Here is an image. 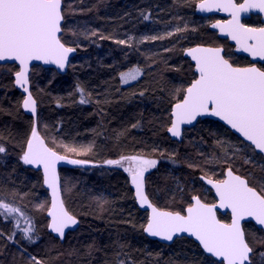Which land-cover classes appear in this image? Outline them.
<instances>
[{
	"label": "trees",
	"instance_id": "trees-1",
	"mask_svg": "<svg viewBox=\"0 0 264 264\" xmlns=\"http://www.w3.org/2000/svg\"><path fill=\"white\" fill-rule=\"evenodd\" d=\"M198 1L64 0L61 37L78 53L66 74L41 65H34L31 72V84L33 76H39L34 85L41 92L33 94L38 102V126L41 125L48 145L63 155L66 154L53 141L59 147L62 144L76 148L91 146L87 153L67 155L89 161L91 165L60 170L62 191L71 189L67 199L63 192L65 204L79 220L78 229L69 232L64 240L50 231V236L40 238L42 233L47 234V215L36 206L48 197L47 189L42 172L20 160L34 120L25 113L23 94L14 86L13 71L17 65H0V145L6 148L0 153V199L20 207L34 225L29 241L15 227L17 218L21 221L20 228L27 226L22 217L0 216V232L4 234L0 236V264H34L29 256L43 264H120L121 260L125 264H210V261L219 264L189 237H180L171 245L147 237L141 227L147 223V212L136 203L129 173L105 163L121 156L146 153L159 157L160 164L170 148L175 156L172 159L177 157L184 167L178 169L176 164L168 163L166 170L154 175L158 177L153 178L150 191L164 204L171 199L170 192L176 190L172 196L189 197L174 187L177 182L191 188L192 178L198 180L207 168L244 164V154L236 153L230 145L248 144L219 123L216 129L207 122L197 125L193 136L198 145L193 140L183 144L167 133L171 107L183 96L176 89L186 88L194 75L193 64L184 58L185 49L198 43L227 41L218 38L207 17L195 13ZM259 21V16L247 20L254 24ZM169 24L174 29L171 36L164 32ZM177 28L186 31L176 32ZM149 36L165 38L144 39ZM118 40L128 43L118 44ZM134 68L141 69V74L136 81L125 84L120 74ZM81 99L87 102L80 103ZM214 137V144L208 143ZM218 140L225 142L223 148L217 144ZM255 157L257 165H260L258 160L264 164V157L259 154ZM255 175H261L258 167ZM220 218L228 222L230 215ZM245 229L254 238H264V231L254 223H246ZM13 232L15 237L9 240L7 237ZM260 251H264V245L256 246V252ZM259 259L256 256L253 264H258Z\"/></svg>",
	"mask_w": 264,
	"mask_h": 264
},
{
	"label": "snow or ice",
	"instance_id": "snow-or-ice-1",
	"mask_svg": "<svg viewBox=\"0 0 264 264\" xmlns=\"http://www.w3.org/2000/svg\"><path fill=\"white\" fill-rule=\"evenodd\" d=\"M198 7L202 12H212L215 9L229 13L231 19L216 21L211 27L229 36L240 51L264 61V24L250 26L241 22L242 14L253 10L264 13V0H200ZM64 19L63 0H0V61L19 62L21 70L15 73V83L28 93L22 106L32 113L37 110V102L26 87L30 62L43 61L63 69L68 62L69 53L75 51L62 42ZM181 31L186 29H176V32ZM167 35L171 36L173 33L169 32ZM164 38L149 36L144 39ZM116 43L127 44L128 41L118 40ZM223 53L224 50L220 47L197 46L186 49V54L196 62L198 76L188 87L176 89L177 93L183 92V96L173 105L171 115L174 119L168 131L179 137L182 124H192L201 116L218 117L245 141L250 142L244 149L235 145L232 147L236 153L244 152V164H251L253 168L261 170L259 177L254 172L244 176L237 175L229 165L224 179H207V183L216 190L218 204L205 203L200 196L194 195L182 211H170L157 207L145 192V173L157 166V160L130 155L110 159L105 163L121 166L130 174L139 204L151 209L147 224L141 226L150 236L173 241L174 238L179 239L182 234H187L198 241L210 257L219 258V264H253L256 256L260 258L258 264H264V251L256 252L257 245H264V238L257 239L251 233L246 234L242 226V221L250 218L264 231V164L257 165L253 159L256 154L264 157V67H258L255 63L246 67L235 66ZM140 74L141 69L134 68L120 75L127 83L137 79ZM85 102L87 101L84 99L80 101ZM217 144L223 148L225 142L218 140ZM61 147L65 152L72 153L91 150V146L78 149L62 144ZM223 150L227 155V148ZM5 151L6 148L0 145V153ZM20 160L25 165L42 168L43 183L52 192L51 207L47 209V215L51 218L49 227L63 238L65 229L78 224V220L65 208L56 166L60 161L73 165L85 164L87 161L61 155L45 143L35 127L25 143ZM125 162L127 167H124ZM189 167L195 165L189 164ZM36 207L41 211L45 210L44 204ZM218 208L230 210V222L217 217ZM13 214L23 218L27 226L20 228L21 221L17 218L15 227L24 233L26 239L32 241V218L20 207L0 199V216L12 217ZM2 235L4 234L0 232V236ZM14 237L13 232L7 238L13 240ZM31 260L34 264H43L35 257ZM120 264L125 262L121 260ZM210 264H216V261H210Z\"/></svg>",
	"mask_w": 264,
	"mask_h": 264
},
{
	"label": "water",
	"instance_id": "water-1",
	"mask_svg": "<svg viewBox=\"0 0 264 264\" xmlns=\"http://www.w3.org/2000/svg\"><path fill=\"white\" fill-rule=\"evenodd\" d=\"M199 2L200 1H198L197 3H196V14H198V15H200V16H204V17H209L210 15H223V16H226V17H228V19H220V20H216V21H227V20H229V19H231V16H230V14L229 13H227V12H224V11H219V10H213L212 12H202V11H200L199 10V7H198V5H199ZM239 2V1H238ZM63 8H64V0H63ZM255 15H260L261 16V21L264 23V13H259L258 11H256V10H253V12H251V13H248V14H242L241 15V22L243 23V21H244V19H248V18H251L252 16H255ZM64 21H65V19H64ZM64 21L62 22V28H63V23H64ZM216 21H213L210 25H209V27L213 30V31H216L217 32V34H218V36H219V38H226V39H228L229 41H230V43L233 45H235V49H236V51L238 52V53H240V54H243V55H248V56H250L248 53H245V52H242V51H240L239 50V46L236 44V42L235 41H233L229 36H227V35H225L224 33H221L220 32V30L219 29H216V28H212L211 27V25L213 24V23H215ZM63 33V32H62ZM62 33H61V35H62ZM62 42H63V40H62ZM64 43V42H63ZM65 46L66 47H70V48H74L75 49V51L74 52H71V53H69V55H68V62H67V64H66V66L63 68V69H61V68H59L56 64H52V63H49V64H45L43 61H31L30 62V64H29V68H28V77H29V80H28V84L26 85V87L28 88V92H30L31 94H32V96H33V99H35L36 100V102H37V99L35 98V96H34V94H33V92H32V84H31V72H32V69H33V66L34 65H41V66H43L44 68H53V69H55L58 73H60V74H66L68 71H69V66H70V63H71V60H72V58L78 53V50L75 48V47H72V46H68L67 44H65ZM197 46H201V47H212V48H216V47H220V48H223V50H224V53L223 54H225V58H227L226 57V50H225V48H224V46H214V45H207V44H203V43H198V45H193V46H189V47H187V49L188 48H192V47H197ZM185 53H184V55H185V57L186 58H188L189 60H190V62L191 63H193L194 64V72L196 73V74H198L197 72H196V70H195V65H196V62L194 61V60H192V58L190 57V56H188L187 54H186V49H185V51H184ZM251 57V56H250ZM251 60H253L254 62H258V61H260L259 60V58H253V57H251ZM232 62V61H231ZM262 62H264V61H262ZM233 63V62H232ZM5 64H16L18 67H19V69L16 71V72H18V71H20L21 70V66L19 65V62L18 61H0V65H5ZM234 65L235 66H239V67H246V65L245 66H240V65H236L235 63H234ZM258 67H260L259 65H258V63L256 64ZM247 66H249V65H247ZM15 72V73H16ZM15 73H14V86L23 94V96H24V99H26L27 98V95H28V93H26L25 91H24V89L20 86V85H17L16 83H15V80H16V77H15ZM190 85V84H189ZM188 85V86H189ZM23 99V100H24ZM178 102V101H177ZM23 104V103H22ZM174 105V104H173ZM36 112L35 113H32L31 111H29V110H27V109H24V111H25V113H27L28 115H30V116H32L33 117V120H34V127H35V129H36V131L39 133V135L44 139V141H45V143L47 144V142H46V139L43 137V135L39 132V130H38V102L36 103ZM171 110H173V106H172V109ZM205 118H209V119H214V120H218V121H220L221 123H223L224 125H226L231 131H233L236 135H238L244 142H246V143H250V142H247V141H245L244 140V138L239 134V133H237L234 129H231L230 128V126H228L224 121H221L218 117H212V116H201V117H197V119H196V121H193V123L192 124H182L181 125V135L179 136V137H176V136H173L168 130H167V133L171 136V138L173 139V140H176V141H182L183 140V136H184V132H185V130L187 129V128H190V127H192V126H195L196 124H198V122H199V120H201V119H205ZM173 119H174V117H172V121H173ZM171 121V122H172ZM171 127V126H170ZM169 127V128H170ZM168 128V129H169ZM48 145V144H47ZM49 146V145H48ZM50 147V146H49ZM257 152H258V150H257ZM61 155H63V154H61ZM68 158L69 159H77V158H74V157H70V156H68ZM79 160H81V159H79ZM87 165H90V162H87V163H85V164H80V165H73V164H70V163H68L67 161H60L58 164H57V166H56V168H57V172H58V174H59V176H60V182H61V198L64 200V198H63V191H62V178H61V173H60V170H61V168L62 167H68V168H72V167H78V166H87ZM30 167H32L33 169H36V170H40L41 172H42V175H43V170H42V168H37L36 166H34V165H29ZM235 172V171H234ZM237 174V173H236ZM237 175H240V174H237ZM200 178L203 180V182H205V184L209 187V188H211L212 190H214V192H215V194H216V190H215V188L211 185V184H208L207 183V179H208V177L207 176H205V175H202V176H200ZM129 180H130V182H131V179H130V176H129ZM215 181V180H214ZM44 184V183H43ZM44 187L48 190V192H49V195H50V197H51V200H52V192H51V189L50 188H48L47 187V185H45L44 184ZM133 189H134V193H135V188H134V185H133ZM145 192L147 193V189H146V184H145ZM148 194V193H147ZM217 195V194H216ZM148 196H149V194H148ZM195 196H199V195H195ZM217 198H218V196H217ZM135 199H136V203H137V205H139L140 207H141V209H143L144 211H146L147 212V216H148V218H149V216H150V214H151V209L150 208H148L147 206H141L140 204H139V202H138V198H136L135 197ZM149 199H150V201L152 202V200H151V198H150V196H149ZM203 201V200H202ZM204 202V201H203ZM153 203V202H152ZM205 203H208V202H205ZM219 203V198H218V200H217V202H216V204H218ZM209 204H211V203H209ZM64 205H65V208L68 210V208H67V206H66V204H65V201H64ZM156 205V204H155ZM157 206V205H156ZM50 207H51V205H50ZM157 207H159V206H157ZM161 208V207H160ZM166 210H168V209H166ZM69 211V210H68ZM170 211H173V210H170ZM219 212L220 213H223V214H227L228 212L231 214V212H230V210H228V209H217V217L219 218V219H221L220 218V215H219ZM69 213L70 214H72L70 211H69ZM73 215V214H72ZM48 216V215H47ZM75 216V215H74ZM76 217V216H75ZM48 218L50 219V222H49V225H50V223H51V218L48 216ZM77 218V217H76ZM78 220V219H77ZM231 220V219H230ZM223 221V220H222ZM225 222V221H224ZM230 222V221H229ZM246 223H254L258 228H260L261 229V227L260 226H258L254 221H252L250 218L249 219H247V220H245V221H242V226L244 227V229H245V224ZM147 224V223H146ZM78 227H79V220H78V224H76L75 226H71V227H69V228H67V229H65V234H64V236H63V238H61L60 236H59V234H57V233H55V232H53L52 230H51V228L48 226V229H49V231L55 236V237H57V238H60L61 240H64V238H65V236L69 233V232H72V231H75V230H77L78 229ZM245 232H246V229H245ZM145 235L147 236V237H149L150 239H153V240H156V241H158V242H162V243H165V244H172L176 239L174 238V240L173 241H165V240H163V239H161V238H159V237H152V236H150L149 234H147L146 232H145ZM183 236H186V237H189V238H191V239H193L194 241H195V239L193 238V237H190V236H188L187 234H182L181 235V237H183ZM198 242V241H197ZM199 243V242H198ZM200 245V244H199ZM201 247V246H200ZM202 248V247H201ZM204 251V250H203ZM207 254V253H206ZM208 255H210V254H208ZM213 258H215V257H213ZM215 259H217L218 261H219V258H215Z\"/></svg>",
	"mask_w": 264,
	"mask_h": 264
},
{
	"label": "rangeland",
	"instance_id": "rangeland-1",
	"mask_svg": "<svg viewBox=\"0 0 264 264\" xmlns=\"http://www.w3.org/2000/svg\"><path fill=\"white\" fill-rule=\"evenodd\" d=\"M196 13V12H195ZM207 19V21H208V24L210 25V23H212L214 20H217V17L216 16H212V17H210V18H206ZM166 31H164V32H174V29H173V25L172 24H169L167 27H166ZM159 32V31H158ZM158 32H156L155 34H157ZM217 36H218V34H217ZM218 38H219V36H218ZM220 39H222V38H220ZM224 40V39H223ZM221 44H223V45H225L226 46V48H228V45H227V43H225V41H221ZM221 44H217L216 42H213L211 45H214V46H220ZM227 50V52L229 51L228 49H226ZM184 58L185 59H187L186 57H185V55H184ZM180 59H179V63H180ZM181 64V63H180ZM193 64V63H192ZM193 66H194V64H193ZM18 67V66H17ZM4 68H8V69H10L9 67H4ZM19 69V67L17 68V70ZM17 70H15V71H13V79H14V73L17 71ZM194 71V70H193ZM128 72V71H127ZM33 73H34V70H33ZM32 73V74H33ZM195 73V72H194ZM51 76H53L52 74H51ZM33 78H34V81H33V84H32V92L33 93H35V94H37V95H39V93L41 92L40 91V89H39V87L38 86H36V85H34V82L36 81V84H37V82H38V79H39V76H33ZM36 79V80H35ZM134 82V81H136V79L135 80H129L127 83H125V84H130V82ZM23 99H24V97L22 96V98H21V101H22V103H23ZM172 108V107H171ZM171 113H172V110H171V112H170V120L172 119V115H171ZM171 122V121H170ZM202 124H204V123H202ZM202 124H199L200 126H202ZM209 124V123H208ZM210 126H212L213 128H215L216 129V127H219V125L216 123V124H209ZM216 126V127H215ZM212 128V129H213ZM218 129V128H217ZM38 130H39V132L41 133V134H43V129L41 128V125H39L38 126ZM197 130V126H195V127H192V128H190V129H187L186 131H185V135H184V139H183V141H181V142H183V144L184 143H189V142H191L192 140H193V143L194 144H197L198 143V141L196 140V138L193 136V135H195V131ZM215 132H218V131H215ZM44 136V135H43ZM225 137V136H224ZM215 140H216V138L214 137V138H212V140L211 141H208V143H210V144H214V142H215ZM236 143H232L231 145H230V147H232V145H235ZM248 144V143H247ZM198 145V144H197ZM54 146H56V147H58L63 153H65L66 155H75V154H78V155H81V153H72V152H65V150L64 149H62L61 147H59V146H57V145H55L54 144ZM237 147H242V149H244L245 147H243V146H237ZM79 149H87L88 147H84V146H80V147H78ZM234 149V148H233ZM171 149L169 148L168 149V152L167 153H165V154H163V158H162V162L159 164H157V166L155 167V168H152V169H150L148 172H146L145 173V184H146V186H147V192L150 194V196H151V198L154 200L153 202L154 203H156V204H159L161 207L162 206H165V207H163V208H167V209H169L170 210V208L172 209V208H176L177 206H180L181 208L182 207H186L190 202H191V196H193L194 194H198L204 201L206 200V201H212L209 197V195H211V193H209V190H208V188H207V185L205 184V182H203V180L201 179V178H198V180L197 179H194V178H192L193 180H192V184H194V186H192L191 188H189V186L188 185H186V184H183V183H181V184H179L178 182L175 184V186L174 187H176V189H179V191L181 192H183V194H185V196H188L189 195V197H179V198H177V197H175V196H172V193H177L176 191H173V192H170V200H168V201H165L166 203H168V204H164V203H159L160 202V198L159 197H157V196H155V194H154V192H151L150 190H153L152 189V184L154 183L152 180H153V178H157L158 176H154L156 173H157V171H159V170H163V169H165V167H168V163H170V165H172V164H176V166H177V168L178 169H180V168H182V167H184L183 166V164L180 162V161H178L177 160V157H176V159H172V157H175L171 152ZM87 152H89V151H84V153H87ZM242 154H244V152H242ZM137 155H140L141 156V153H139V154H137ZM142 157H144V158H146V159H155V160H157L158 162H160L161 160H160V158L159 157H153V156H150V155H148V154H144V156H142ZM224 158V157H223ZM253 159H254V161L255 160H257L256 159V157H255V155L253 156ZM163 162H164V164H163ZM258 162L261 164L262 163V161H260V160H258ZM222 164H224V163H222ZM160 165H161V167H160ZM219 165L220 164H218V165H215V167H219ZM239 166L238 167H235V166H232L236 171H237V169H238V171L237 172H239V173H241V174H243V175H247L248 173H250V172H254V174H255V169L256 168H253V165H251V164H243V165H240V164H238ZM112 166H114V167H118V168H120V169H122L123 167H121V166H118V165H112ZM229 165H227V167H228ZM124 167H127V162H125V164H124ZM227 167H225L224 169L223 168H215V169H209V168H207L206 169V171L204 172V174L205 175H207L208 177H217V178H222L223 176H224V173H225V169L227 168ZM161 168V169H160ZM124 169V168H123ZM166 170V169H165ZM130 175V174H129ZM218 175H220L221 177H219ZM154 176V177H153ZM174 176H176V175H174ZM177 181V180H176ZM171 182V181H170ZM191 182V181H190ZM64 184H65V182H64ZM65 186H67V184H65ZM75 187H76V185H74ZM187 188H189V189H187ZM66 189H68V188H66ZM71 191V189L70 190H67V191H65V189L63 190V192H64V196H65V198L67 199V196H68V193ZM47 193H48V197L46 198V199H44V201L42 200L41 201V203L40 204H44L45 205V212H44V214H46L47 215V209H49L50 208V205H51V197H50V195H49V192H48V190H47ZM159 201V202H158ZM175 203H178L179 205H176V206H174L173 204H175ZM49 204V206H48V208L46 209V206ZM91 206V205H90ZM23 207V206H22ZM78 214V213H77ZM49 222H50V219L48 218V216H47V220H46V223H45V227H46V231H47V234H44V233H42L41 235H40V238H41V240L43 239V238H45L46 237V235H48V236H50L48 233H50L49 232V230H48V226H49ZM4 235H2L1 237H3ZM41 243V242H40ZM12 245L13 246H16V245H14L13 243H12ZM17 247V246H16ZM19 250H21L19 247H17ZM23 251L21 250V253H22ZM23 253H26V252H23ZM27 254V253H26ZM28 255V254H27ZM33 256H29V259H31Z\"/></svg>",
	"mask_w": 264,
	"mask_h": 264
},
{
	"label": "flooded vegetation",
	"instance_id": "flooded-vegetation-1",
	"mask_svg": "<svg viewBox=\"0 0 264 264\" xmlns=\"http://www.w3.org/2000/svg\"><path fill=\"white\" fill-rule=\"evenodd\" d=\"M239 1V0H238ZM212 16H216L217 17V20H220V19H228V17H226V16H223V15H210L208 18H210V17H212ZM255 16H259L260 17V21L258 22V23H248L247 22V20L248 19H252L253 17H255ZM255 16H252L251 18H248V19H244V21H243V23H246V24H248V25H250V26H261L262 24H264L262 21H261V16L260 15H255ZM214 21H216V20H214ZM211 24V23H210ZM222 39H224V40H227V41H225V43H227V45H228V48H226V46L225 45H223V44H221L220 46H224V48H225V50L226 49H228L229 51L227 52V50H226V57L227 58H230V61H232L233 62V64L235 63L236 65H240V66H247V65H250V64H252V63H255V64H257L258 63V65L260 66V67H264V62H262V61H258L257 63L256 62H254L253 60H251V57L250 56H248V55H243V54H240V53H238L237 51H236V49H235V45L233 44H231L230 43V41L228 40V39H226V38H222ZM208 45V44H207ZM198 76V74H196V73H194V75H193V77H192V79L190 80V82L188 83V85L192 82V80H194L196 77ZM188 85H187V87H188ZM172 109V108H171ZM171 121H172V119H171ZM205 122H207V123H209V124H216V123H219V124H221V125H223L224 126V128H227V129H229L226 125H224L223 123H221L220 121H218V120H212V119H209V118H205V119H201V120H199V122H198V124H196L195 126H197V125H199L200 123H205ZM172 123V122H171ZM195 126H192V127H195ZM192 127H190V128H192ZM190 128H187V129H190ZM186 129V130H187ZM185 130V131H186ZM230 130V129H229ZM231 131V130H230ZM233 132V131H232ZM234 133V132H233ZM235 134V133H234ZM185 135V134H184ZM235 136L236 137H238V138H240L238 135H236L235 134ZM184 137V136H183ZM241 139V138H240ZM82 160V159H81ZM85 161V160H84ZM87 162H89V161H87ZM92 163L90 162V165H91ZM229 167V166H228ZM227 167V168H228ZM226 168V169H227ZM226 169H225V172H226ZM233 171H235L237 174H240V175H242V176H244L243 174H241V173H239V172H237L234 168H233ZM205 175V174H204ZM202 176V175H201ZM205 176H207V175H205ZM219 177H221L220 175H218ZM208 177V176H207ZM208 178H211V179H213V180H217V179H224L225 178V173H224V176L222 177V178H217V177H208ZM207 188H208V190H209V193H211V196L209 197L212 201H204L202 198V200L204 201V202H208V203H216L217 202V200H218V198H217V195L215 194V192H214V190H212L211 188H209L208 186H207ZM194 195H198V194H194ZM193 195V196H194ZM153 202V201H152ZM154 203V202H153ZM155 204V203H154ZM157 205V204H156ZM157 206H159V205H157ZM219 215H221V216H226V215H230V219H231V214L228 212L227 214H223V213H220L219 212ZM230 219H229V221H230ZM228 221V222H229Z\"/></svg>",
	"mask_w": 264,
	"mask_h": 264
},
{
	"label": "bare ground",
	"instance_id": "bare-ground-1",
	"mask_svg": "<svg viewBox=\"0 0 264 264\" xmlns=\"http://www.w3.org/2000/svg\"><path fill=\"white\" fill-rule=\"evenodd\" d=\"M71 29V28H70ZM122 81V80H121ZM44 137V136H43ZM47 142V141H46ZM48 144V143H47ZM61 154V153H60Z\"/></svg>",
	"mask_w": 264,
	"mask_h": 264
}]
</instances>
